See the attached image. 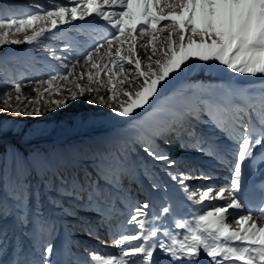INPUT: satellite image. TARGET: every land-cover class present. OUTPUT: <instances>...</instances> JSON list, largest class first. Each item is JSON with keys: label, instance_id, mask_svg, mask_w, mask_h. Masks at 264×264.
<instances>
[{"label": "snow or ice", "instance_id": "1", "mask_svg": "<svg viewBox=\"0 0 264 264\" xmlns=\"http://www.w3.org/2000/svg\"><path fill=\"white\" fill-rule=\"evenodd\" d=\"M37 7V12L27 15H0V47L44 45L64 31L61 26L86 18H91L90 26L98 38L94 37L95 42L80 59L63 65L68 71L51 73L46 79L13 82L0 90L5 112L11 109L19 115L22 107L27 109L33 103L29 97L21 98L28 86L41 97L68 91L67 98L49 101L57 108L87 93L92 97L87 103L105 105L115 116L127 120V127L118 130L109 146L94 157L91 172L71 180L52 172L42 181L44 189L57 194L53 198L55 208L67 212L57 201L72 198L85 202L81 207L99 208L103 218L111 194L134 172V161L129 162L130 144L139 145L154 161L166 162L168 168L176 161L158 151L157 140L170 145L174 139L181 147L192 146L207 155L221 152L220 138L230 148L235 146L229 188L209 185L189 193L187 179L211 176L168 172L181 186L184 198L200 209L176 218L171 204L152 216L147 211L148 202L134 206L126 223L136 225L138 231H125L113 239L117 253L90 250L84 264H160L155 258L157 251L168 257L167 264H200L203 258L209 264H264V227L256 222L264 223V183L255 211L248 204L251 170L257 163L264 164V87L254 89L228 82L218 88H195L184 80L198 65H215L264 83V0H68L67 4L52 0L50 8ZM164 32L167 35L162 37ZM20 34L23 39L13 38ZM52 55L61 59L55 50ZM78 67L80 72L75 71ZM84 80L87 84L80 83ZM54 82L72 84L74 90L62 89ZM101 91L107 95H95ZM13 93L19 105L15 108L11 104ZM23 114L40 116L42 112L37 106ZM201 125L210 127L211 133L205 134ZM9 131L0 125V137ZM216 133L220 136L214 140ZM218 158L224 162L222 155ZM38 195L29 192L30 215L31 202ZM9 198L19 201L15 207L20 209V222L29 219L23 215L22 193H12L0 198V220L12 214ZM213 200L227 203L212 205ZM165 216L173 217V227L164 226L168 223L163 220ZM229 216L236 227L228 222ZM29 222L40 232L47 220L36 213ZM88 234H92L91 229ZM53 253L54 246L48 243L36 264H53Z\"/></svg>", "mask_w": 264, "mask_h": 264}, {"label": "rangeland", "instance_id": "2", "mask_svg": "<svg viewBox=\"0 0 264 264\" xmlns=\"http://www.w3.org/2000/svg\"><path fill=\"white\" fill-rule=\"evenodd\" d=\"M62 2L67 4L68 0ZM37 5L50 8L52 0H0V15L7 17L35 13L39 10ZM90 22L91 18H86L83 22L71 21L68 25L61 26L64 31L46 40L44 45L0 47V90L10 87L13 82L46 79L51 73L68 71L63 65H71L76 59H80L84 50L95 42L94 37L98 38ZM98 23L103 25L104 22ZM27 34L31 35V32ZM160 35L166 36L167 32ZM13 38L23 39V34ZM66 45L70 47L62 50ZM53 50L61 59L53 57ZM139 55L144 58L143 49L139 50ZM75 71L80 72L81 69L78 67ZM184 79L195 88H218L228 82L251 86L254 89L264 87L259 78L234 74L223 66L217 68L215 65H198ZM54 83H58L62 89L74 90L72 84ZM80 83L87 84V81ZM69 95L68 91H62L58 95L45 93L41 97L26 86L21 98L29 97L33 103L27 105V109L22 107L19 115L13 114L11 109L5 112L6 106L3 97H0V125L11 130L7 135L0 137V198L12 193H22L23 215L34 219L36 213H40L47 220L43 229L36 232L29 219L20 222V209L15 207L19 201L9 198L8 206L12 208V214L0 220V245L3 246L0 250V264H13V261H19L20 264H36L41 259V250L48 243L54 246L53 264H67L68 261L84 264L89 258L90 250L105 254L117 253L113 239L125 231H138L136 225L126 223L134 206L148 202L150 207L147 211L152 216L158 215L162 206L171 204L176 218L187 217L194 209H200V205H192L184 198L185 194L180 191L181 186L171 180L168 172H192L197 176L203 172L211 176V179H187L185 183L189 186V193L199 192L209 185L215 189H226L224 180L226 176L229 179L232 176L230 169L234 162L232 153L235 146L230 148L228 142L220 138L221 152L217 155H207L192 146L181 147L174 139L170 145L165 144L163 140H157L158 151L174 159V167L168 168L166 162L154 161L140 150L139 145L130 144L132 154L129 162L134 161V173L130 179L124 181L122 187L111 194L110 203L105 205L103 218L98 214L99 208L81 207V203L85 202L72 198L57 201L63 203L67 210L60 211L53 205L56 192L44 189L42 181L50 178L52 172L69 180L91 172L94 157L109 146L118 130L127 127V120L115 116L107 106L87 103L92 98L87 93L83 97L78 95L76 101L68 100L66 105L59 108L49 103L51 100L65 99ZM95 95L103 96L107 93L101 91ZM14 97L13 93V108L19 106ZM37 106L40 107L42 115L23 114L25 110L31 111ZM200 128L205 134L212 131L210 127L203 125ZM219 136L220 134L216 133L212 138L215 140ZM48 144L50 145L46 147ZM220 155L223 156L224 162L218 158ZM46 172L48 177L45 176ZM154 184L159 188H154ZM29 192L39 193L31 202V215ZM226 203L227 200L211 201L212 205ZM236 211L230 210L233 213ZM163 220L168 222L164 224L165 227L174 226L172 216H165ZM228 222L232 227H236L232 216H229ZM155 223L160 224L161 221ZM90 229L91 235L88 234ZM165 257L162 254L161 259ZM200 264H209V261L203 258Z\"/></svg>", "mask_w": 264, "mask_h": 264}, {"label": "bare ground", "instance_id": "3", "mask_svg": "<svg viewBox=\"0 0 264 264\" xmlns=\"http://www.w3.org/2000/svg\"><path fill=\"white\" fill-rule=\"evenodd\" d=\"M260 149H258L257 151H259ZM264 171V164L262 163H257L256 166L251 170V172L255 175V178H256V187L257 189L255 190H258L259 191V194L261 193V184L264 183V180L261 179V172ZM230 180L228 176H226V179L224 180L225 184H226V189L228 187H230ZM219 181V180H218ZM225 201V200H224ZM249 206L253 208V210L255 211L256 209V205L258 203H256L255 205H251L249 202H248ZM254 219H255V216H254ZM258 223V225L264 227V223H261L259 220L256 221ZM161 256L162 254L159 253V251H157V253L155 254V258L156 259H160V264H167L168 262V259L165 257V258H162L161 259Z\"/></svg>", "mask_w": 264, "mask_h": 264}, {"label": "trees", "instance_id": "4", "mask_svg": "<svg viewBox=\"0 0 264 264\" xmlns=\"http://www.w3.org/2000/svg\"><path fill=\"white\" fill-rule=\"evenodd\" d=\"M49 145H50V144L46 145V147L49 146ZM20 155H21V154H19V156H20ZM133 168H134V167H133ZM134 170H135V168H134ZM133 173H134V172H133Z\"/></svg>", "mask_w": 264, "mask_h": 264}]
</instances>
